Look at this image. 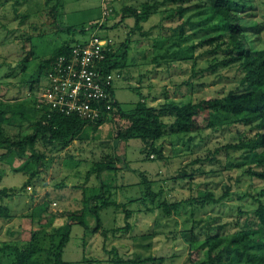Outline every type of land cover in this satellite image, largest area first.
Masks as SVG:
<instances>
[{
	"label": "rangeland",
	"instance_id": "374dc122",
	"mask_svg": "<svg viewBox=\"0 0 264 264\" xmlns=\"http://www.w3.org/2000/svg\"><path fill=\"white\" fill-rule=\"evenodd\" d=\"M110 1L113 7L118 9L123 3L139 5L144 0ZM24 2L26 4L23 3L18 7L20 15L28 12V16L22 20V23L19 22L20 18L15 19L10 3L0 7V65L5 62L0 73V101H22L24 104H31L33 100L30 99L29 88L21 87L20 81L32 76L38 69L39 60L49 56L64 40L86 39L92 30H87L84 34L80 31L68 32L61 28L70 27L78 30L91 27L101 18L102 2L101 0H61L55 16L48 15L49 6H45L44 0H24ZM253 2L255 7L248 10V14L241 15V28L249 35L248 42L253 43L256 51L262 53L264 52V3L261 0H253ZM157 21L156 18L150 17L146 23L142 24V27L144 29L152 27ZM256 21L262 23V26L257 27ZM108 22L109 25L113 23L111 17L108 18ZM130 23L132 24L133 20L127 19L118 27L99 30L98 34L120 42L121 39L124 40L122 38L125 34L124 28H127ZM193 29L195 26L191 27L190 32ZM26 36H29V41L28 45L25 44V51L32 49L34 57L29 68L24 73L18 72L16 76L14 73L11 78H3L5 73L10 72L11 69L14 70L13 67H16L21 60L23 54L19 51L20 41ZM202 37L203 33L200 32L192 34L184 43L187 46L194 43L191 58L185 57L186 46H183L185 48L181 49V52L170 55L166 60L162 58L166 63L163 61L155 68L153 63L147 62V50L150 47L148 39L144 36L140 38L138 32L131 35L121 76L116 77L114 75L116 70L112 71L114 75L112 90L120 107L124 110L131 109L139 101L140 96L144 97L147 104L160 107L171 99L176 102H185L197 101L213 95L223 96L233 88L237 84L235 63H225L228 56L221 48L212 52L214 45L200 44ZM204 37L207 38L206 35ZM192 61L195 62L194 66ZM43 80V77L40 78L42 85ZM6 82L10 83L7 87ZM164 120L171 121L168 118ZM116 122L120 128L125 125L122 119L117 118ZM13 124L15 126L9 133L7 132L8 140L4 145L13 144L32 131L31 127H26L20 130V133L12 135L10 132L18 130L17 122ZM85 132L92 133L89 127L85 129ZM240 132L241 130L237 132L235 128L229 131L219 127L200 133L166 135L156 143L157 147H162V159H158L153 152L144 156L145 154L141 151L142 142L137 138L115 141L110 122L102 124L96 134L92 135L94 140L91 141L73 140L66 147L38 142V151L48 159L52 156L54 159L44 161L43 166L48 169L46 171L41 169L35 177L30 178V172L37 169L35 163L32 166L23 164L24 166L21 165V168L14 170L13 167H18L25 158L15 157L11 167L9 162L12 159L0 161V188L18 189V194H11L8 198L0 200V206H7V214L10 215L9 219L0 216V246L3 240L19 244L27 241L32 232L40 234L39 223H47L51 216H56V221L62 222L64 219L59 218L67 210L84 207L86 211H90L92 204L82 202L85 195L81 194L87 193L91 186L99 185V181L87 172L103 153H113L115 150L118 157L122 158L121 163L117 169L106 172L103 178L109 184V190L112 193L110 200L123 203L126 209L132 211L129 216L131 225L128 230L117 232L114 236L111 232L107 233L106 242L103 244L104 239L100 233L73 224L69 239L62 250V260L67 264H73L80 262L83 258L96 257L100 261L99 264H112L108 260L117 253L116 255L120 258L150 257L151 259L145 264H190L187 261L188 258L200 259L204 255L205 233L209 232L207 225L215 228L225 223L237 221L239 225H242L246 219L252 220L255 204L251 197L244 195L247 192L254 194L262 183L257 180L250 182L248 178L242 176L243 168H237L241 164V151L230 149L224 153L223 149L227 143L237 141ZM208 152L216 159L215 164L211 161L194 164L192 170L194 174L188 183L186 179H175L179 169L186 162L194 157L203 158ZM69 156L81 161V167L75 162H70L67 165L64 164V168L62 160ZM219 159H223L226 167L227 163L230 164L225 172L217 167L216 162ZM56 166H59L61 170L55 171ZM211 169L214 171H210ZM66 174H75V178ZM62 179L65 180V187L53 189V185L61 183ZM226 184L230 185V194L221 202L190 206L191 213L188 212L190 218L196 223L199 222V226L195 228L194 241L199 244L197 252L187 247V239L184 235L169 231L172 229L180 231L186 215L181 212L176 217L174 214L172 219L176 221V224L171 222V226L168 227V220L164 222L165 218L158 216L156 210L145 212V206L150 202L148 198L143 201L147 185H151V190L160 188L168 196L175 195L185 199L190 195L195 197L202 195L205 189L210 190L217 198L222 195ZM25 185V189L21 190L20 187ZM47 191H49L48 195L45 194ZM43 201H48V210L37 216V206ZM123 210L122 207L117 209L114 205L100 210L101 225L104 228H114L128 222V216ZM86 220L90 228L95 227L94 217L86 215ZM45 244L47 245V242ZM114 247H117L118 251L115 252ZM9 260V254H1L0 262L8 263Z\"/></svg>",
	"mask_w": 264,
	"mask_h": 264
},
{
	"label": "trees",
	"instance_id": "16d2710c",
	"mask_svg": "<svg viewBox=\"0 0 264 264\" xmlns=\"http://www.w3.org/2000/svg\"><path fill=\"white\" fill-rule=\"evenodd\" d=\"M61 0H44L45 6H49L47 11L49 16H55L57 8ZM264 3V0H261ZM102 4L106 3L111 11L104 21L101 18L91 27L81 28H61L68 32L80 31L84 33L88 30L96 32L99 38H109L112 41L110 51L106 53L105 59L101 62L103 73L111 75L110 83L104 84L111 99V108L106 113L94 120H83L76 114L65 115L57 110L50 109L49 105L40 97L41 93L47 86V74L51 69V63L61 55L69 54L73 44L81 40H64L53 52L39 60L38 69L35 70V75L20 81L21 87L29 88V96L31 104H24L22 101L9 102L0 101V161L12 159L9 162L11 167L15 157L25 158L18 167H13L14 170L21 168V165H31L35 163L37 169L29 170L30 178L35 177L42 169L46 171L48 168L43 166L44 161L49 159L40 153L37 149V143L57 144L60 147H66L73 140H94L93 134H96L99 127L110 122L112 135L114 140L126 141L131 138H137L142 142V153L146 154L153 152L158 159L163 158L162 147H157L156 143L159 139L166 135L177 134H193L200 133L207 129H215L224 127L229 131L233 128L240 132L237 141L227 143L223 146L224 153L230 149L241 151L242 176L248 178L250 182L257 180L262 183V186L255 191L254 194L247 192L244 196L251 197L255 204L252 212V220L246 219L242 225L237 221L234 223H225L218 225L215 228L208 226V231L205 233L203 243L204 255L200 259L188 258L190 264H264V52L256 51L253 43L248 42V34L241 28V15L249 12L248 10L255 7L253 0H144L138 5L135 3H123L116 9L110 0H101ZM253 2V3H252ZM10 3L11 9L14 12L15 19L22 20L28 16V12L19 13L18 7L25 3L24 0H0V7ZM26 4V3H25ZM102 6V5H101ZM102 11V8H101ZM248 14V13H247ZM113 15V16H112ZM113 20L112 24H108V18ZM150 17L156 18L158 21L152 27H142ZM132 19L133 23L124 28V35L120 42H115L112 38L100 36L99 30L118 27L125 23V20ZM256 26H262V23L256 21ZM21 25V24H20ZM195 26L191 32V27ZM91 31V32H92ZM139 33L148 39L150 47L147 50L148 64L153 63V67L157 68L170 55H175L181 52L183 46H186L185 57L192 55L194 43L185 45L186 41L192 34L203 33L200 44L214 45L212 52H216L217 48H221L228 56L226 64H234V70L237 75V84L227 93L222 95H213L208 98H201L197 101L176 102L173 99L166 101L160 107L149 105L144 100L143 96L135 103L134 107L129 110H124L116 101L113 90L112 80L114 75L121 76V69L125 66L124 60L127 56V49L131 41V35ZM190 32V33H189ZM207 36L204 37V36ZM125 36V37H124ZM211 36V37H210ZM29 36L21 39L22 58L18 61L14 70L5 73L3 78H11L18 72L24 73L33 57L32 49L25 51V44L28 45ZM190 50V51H189ZM170 51V53H169ZM25 52V55H24ZM164 58V60L162 59ZM166 63V61H164ZM5 63V62H4ZM2 63L0 65V73ZM194 66V61H192ZM9 66V64H6ZM116 70L113 75L112 71ZM15 71V72H14ZM141 77L143 75H140ZM44 78L43 85L40 83V78ZM144 78V76H143ZM11 82V81H8ZM10 83H5L7 87ZM125 121L124 127L120 128L116 119ZM164 118L171 121L166 122ZM13 122H17V132L26 127H31L32 131L26 136L20 137L17 141L10 145L4 143L8 140V133L15 126ZM21 127V128H19ZM89 127L92 133H86L85 129ZM8 132V133H7ZM104 145V143H102ZM219 149H217L218 151ZM122 158H119L115 150L113 153H103L100 159L93 162L87 174L94 175L99 181V185L91 186L90 190L81 194L82 202L92 204L90 211L86 208H77L67 210L59 219H64L62 222L56 221V216H51L45 224H40L41 233L32 232L27 241L22 243L2 241L0 246L1 254H9L10 260L8 263L0 262V264H67L62 260V250L65 243L69 239L70 229L73 224H78L86 230L100 233L103 236V244L106 242L107 233H115L128 230L130 224L129 216L132 211L125 208V204L111 201L110 187L106 182L104 174L117 169ZM216 159L210 154L203 158L194 157L189 162H186L178 171L175 179H186L190 182L193 176V166L204 161H211L215 164ZM70 162H75L81 167V161L74 159L72 156L62 160L67 165ZM125 164V163H124ZM217 167L222 172L226 171L227 167L223 159L216 162ZM23 165V166H24ZM55 171H60L59 166H56ZM78 167V168H79ZM12 168V169H13ZM13 170V171H14ZM210 171H214L211 169ZM209 171V172H210ZM27 173V171H26ZM70 175V174H66ZM74 175L70 177L75 178ZM109 178V177H108ZM77 186V185H76ZM26 187H20L24 190ZM65 187V180L61 183H55L53 189H61ZM18 189L0 188V200L6 199L11 194H18ZM230 185L223 187V193L219 197H215L210 190H203L202 195L197 197L190 195L187 198H178L175 195L168 196L163 189L151 190V185H147L145 198L149 199V203L145 206V212L157 211L158 216L168 220V227L171 222L176 224L172 218L182 212L186 215L183 219V228L180 231L169 230L174 233L179 232L184 235L187 247L190 250L198 251L199 244L194 243L196 239L195 228L199 226L190 218L191 208L193 204L203 206L204 204H216L222 201L230 193ZM47 191L45 194L48 195ZM94 193L93 195H91ZM90 194V195H88ZM88 195V196H87ZM48 201H43L37 207V216L43 211L48 210ZM111 205L123 211L128 216V222L122 226L114 228H104L100 221V210L110 208ZM140 210V209H139ZM8 207L0 206V216L9 219ZM34 213V211H32ZM87 216H92L96 220L95 227L88 226ZM163 222V221H162ZM232 224V225H231ZM170 225V226H169ZM50 230H46V228ZM100 231V232H99ZM47 242V245L45 244ZM186 246V245H185ZM105 250V248H103ZM113 250L118 251L117 247ZM117 254V253H116ZM116 254L108 260L112 264H145L149 258L142 259L140 256L134 257H118ZM174 257V256H173ZM159 260V259H158ZM96 257L83 258L78 263L73 264H99Z\"/></svg>",
	"mask_w": 264,
	"mask_h": 264
},
{
	"label": "built area",
	"instance_id": "2783aa9c",
	"mask_svg": "<svg viewBox=\"0 0 264 264\" xmlns=\"http://www.w3.org/2000/svg\"><path fill=\"white\" fill-rule=\"evenodd\" d=\"M111 9L102 4V18ZM112 41L99 38L95 31L73 44L69 54L61 55L51 63L47 74V86L40 97L50 109L65 115L76 114L83 120L102 117L111 108V97L104 84H109L111 75L103 73L102 61L110 51Z\"/></svg>",
	"mask_w": 264,
	"mask_h": 264
}]
</instances>
